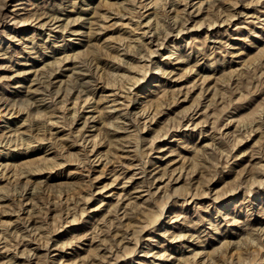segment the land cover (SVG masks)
Segmentation results:
<instances>
[{
    "label": "rangeland",
    "instance_id": "rangeland-1",
    "mask_svg": "<svg viewBox=\"0 0 264 264\" xmlns=\"http://www.w3.org/2000/svg\"><path fill=\"white\" fill-rule=\"evenodd\" d=\"M0 264H264V0H0Z\"/></svg>",
    "mask_w": 264,
    "mask_h": 264
}]
</instances>
